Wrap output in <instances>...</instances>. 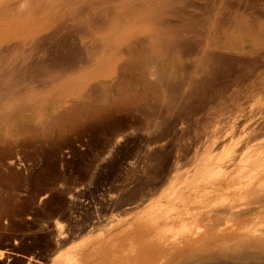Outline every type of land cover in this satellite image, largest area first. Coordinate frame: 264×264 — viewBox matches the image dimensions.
I'll use <instances>...</instances> for the list:
<instances>
[{
  "label": "rangeland",
  "instance_id": "374dc122",
  "mask_svg": "<svg viewBox=\"0 0 264 264\" xmlns=\"http://www.w3.org/2000/svg\"><path fill=\"white\" fill-rule=\"evenodd\" d=\"M25 1L27 0H0V6L3 5V3L12 4L14 2L20 5L19 7L21 9L24 8L25 11L27 8V5L24 3ZM46 1H34V3H36L35 5H32L34 7L41 6L38 8L35 7L36 9H41L43 7L41 11L44 10V8L47 11L50 9V13L52 12L50 16L61 13L66 17L68 15L67 19H65L66 17H61L56 21V24L60 21L61 22L56 25L57 29H55L59 31V29L62 28V30L60 29L62 31L60 34H65L63 35V38L67 39L69 42H77V46L72 42L73 46L79 47L80 45L78 41L81 39L82 35L86 33L87 28H85L84 25L82 26V24H78L77 19H74L73 15L68 14L72 9L70 10L71 7L69 5L66 7V4L63 5L67 0H57V3L54 0V5L52 4L53 6L50 5L53 0ZM100 1L104 2L105 0ZM108 8H110V5ZM181 9L188 10V12L190 11L189 13H194L199 17L197 30L199 33L202 31L204 34H207L208 32L213 33L215 30L218 32L219 30L226 31L228 24L231 22L232 18H235V16L240 18L243 15V21L246 19L247 22H249L250 18L251 21L254 20L253 22H257L256 19L264 22V0H186L185 5L181 6ZM116 10L117 8L114 7L109 11L111 14H116ZM106 11L105 7L102 6L98 9V14H104ZM211 12L217 14L215 21H211L212 18L208 19L213 17L211 16ZM53 16L48 20H39L38 25L40 26L51 22ZM258 17H261V19ZM128 18L129 20L132 19L131 16L126 17V19ZM172 20L173 19H171V22H175ZM209 20L212 22L210 27L206 25ZM202 21L204 22L202 23ZM223 22L225 25H223ZM75 25L76 27H74ZM255 26H257V24ZM64 27L65 31L63 29ZM66 28H68V30ZM261 28L263 27L261 26L259 28L257 26L254 29L259 31ZM130 30L131 29L123 32V35L129 33ZM14 31V29H0V38L5 37L3 35L15 33ZM45 34V37L43 36L44 39L47 36V40L51 42L52 35L48 34V32ZM49 35L51 39L48 38ZM59 37H61V35ZM67 37L70 38L68 39ZM75 37L76 39H74ZM55 39L57 38L54 37L52 42H55ZM18 42L20 41L12 40L7 44L8 46H14ZM246 44L249 46L251 43L247 42ZM6 45L4 44V46L0 47V54L2 53V55H4L8 51L9 55L12 56L13 54L7 50ZM261 52L264 53V49H262L259 54H261ZM257 54L246 53L251 60L245 54L242 56L229 54L228 56H232L231 58L233 59L237 56L235 61H237L238 64H236L235 70L237 71L238 69L239 72L237 71L236 74L239 76L241 73L242 77H245L247 74L249 75L253 68L255 71L257 64H259L257 66L258 70L264 71V54H261L260 56ZM25 55H29V53H26ZM53 55L55 56L56 53ZM100 58L101 62H97L107 65L108 71L111 72L112 65L115 61L106 60L105 53L101 55ZM245 58V63H247V60L251 61L248 62L249 65L244 63L245 66L242 65V69L237 68L238 66L241 67L240 64H243L241 61H244ZM239 59L241 60L240 63ZM180 62V58L175 57L172 64L164 67L163 71L170 72L172 65L176 66ZM258 70L255 72H259ZM236 74H233L234 78L237 76ZM20 76L22 77V75ZM227 77L229 76H226V78ZM180 78L181 75L178 74L176 77H173V80H178ZM224 78L221 80L222 82L226 79ZM230 78L232 79V76H230ZM231 79L227 78L224 81L226 85L231 82ZM37 80H41V78H37ZM221 81H217L218 85H220ZM217 82L215 84V89L219 88ZM61 83V80L55 82L54 88ZM113 83V81H109L104 83L103 86L110 87ZM90 84L99 91L96 93L97 96L99 95V97H97L99 103L106 104L112 100L110 98L111 96L104 93V87H100L98 81H91ZM229 88L230 85L225 89V95L222 97L223 99L225 98L224 101H222V98L217 97L216 102L214 101L208 106L213 108V106L215 107V105L217 106L219 104L215 109L210 108L209 111V108L204 107L198 111L190 112L191 110H189V112H182L185 115H188L187 117L184 114L183 116L182 114L179 115V113L178 115L174 114L175 117L179 116L184 121L179 117H177L179 120L177 118L173 119L174 116L171 114L168 115L166 110H163L162 106L158 107L157 109L160 113L163 110L165 115H168L169 117L167 120L163 119L166 120L163 127L166 128V125H168L165 129L167 131L164 133L167 134L169 132L170 134L168 133V140L166 139V142H162L163 144L166 143L168 146L163 144L152 146L151 144H144L146 142L149 143L150 139L152 140L154 135H156L155 127L153 126V121L155 122L154 119L156 118L159 122L163 121H160L157 115L152 112V109L155 112L157 110L154 108L156 107L154 100L147 101V103L151 101L150 106L152 107H149V103L147 104V107H149L150 110V116L148 115L145 117L143 115V117L139 111L129 114L124 111H117L112 112L111 115L114 113L113 116L107 119L106 122L98 123L97 121H86V119H83L77 127L72 128L68 124L64 127L61 133H52L50 127L51 116L53 115L54 110L58 107L68 106V104L70 105L81 101V98H76L78 92L75 89L74 84L68 86L65 91H62V94H58L57 96L52 94L51 98L40 99L44 104L38 111L36 118H31L28 112H25L21 113L16 119L11 120V125L0 122V137L4 140L6 139L2 145H0V264H150L152 260V264H180L183 262H191V264H264V180L259 178L262 177L261 175L263 172L262 174L258 173L257 175H254L256 172L254 167L256 166L251 167L248 164V168L246 167L244 170L240 169L243 165H246L247 160H256L257 157L253 154L259 155L258 153H255L257 150H259V152L261 150L259 157H264V145H262L264 144V136L258 139L259 143L257 142V144L255 141H252L257 133L255 134V132L246 130L244 127L238 128L237 125L231 128L229 124L235 111L244 108L249 111L250 109L256 111L264 105V93L262 94L264 91V84H258L255 87H252L247 83L244 84V86L240 85V87L235 88V86H233L231 89ZM249 90L253 92L249 93ZM261 90L263 91L261 92ZM46 93L47 92L45 91L43 92L45 97H47ZM240 97L242 98L240 99ZM226 98L230 99L226 100ZM251 99L252 101H250ZM3 106L4 112L11 111L8 109V104H4ZM224 106L225 109L223 108ZM237 107L240 108L237 110ZM159 108L162 109L160 110ZM205 109H208V111ZM201 111L202 117L200 116L201 113H198ZM163 112L162 116L164 115ZM214 112L216 113L214 114ZM43 115H46L47 117L44 121L43 129L47 131L46 134L49 136L44 134L45 132H43V129L41 128V134L32 136V141L28 140L30 138L29 134L25 133V135L22 134L18 136L21 144L16 143L13 140L17 137L16 128L18 126H36L40 123ZM162 116L161 118L164 117ZM137 117H139V119ZM243 118H240L239 121L242 122ZM209 119L211 122H209ZM180 120L185 124L181 121L184 125L177 124V128L183 136L178 132L176 126L175 129H177V131L175 129H169L172 124L178 123ZM191 122L193 123V126H196H190L189 124ZM132 123L134 124L133 126ZM141 123H144V125ZM208 124H210V127L207 126ZM185 126L189 127L186 129ZM128 127L130 128L128 129ZM146 128H148V130ZM183 128L186 134L184 133ZM188 128H190V130ZM236 131L239 132H237V136V133L235 134ZM174 132L177 135H175ZM151 134L153 137H151ZM171 134H173V137ZM253 134L254 136H252ZM185 135H187L186 138L178 139L179 137H185ZM259 135L260 134H257L256 136L258 137ZM174 136L179 137L176 138ZM249 138L253 143L250 142ZM143 139H147L146 142ZM23 140L28 143H23ZM173 140V144L169 142ZM177 140L180 143L183 141L186 143L184 142L180 144L177 143ZM219 143H222V145H217ZM146 147L148 148L146 149ZM248 147L250 151L247 149ZM154 148L156 151H154ZM238 148L241 153H238ZM157 149L158 151H160V149L162 150L161 152H158ZM150 151L153 155L146 159L147 157L145 156L150 155ZM156 152L160 157L155 155ZM234 153H236V156ZM212 155L215 156V159ZM222 156L225 158L219 162L218 158H221ZM233 156L237 159L235 157V159L232 158ZM252 156H254L255 159L251 158ZM210 157H213L212 159L216 161L212 160ZM250 158L251 160H249ZM151 159L153 160L151 161ZM231 159H234L235 161L239 160V164H237L238 162L236 161L235 166L231 168L237 172L233 170V172H230L229 174L221 173L220 175L217 174L219 176L215 175L217 172L216 170L218 169L217 165L223 161ZM244 162L245 164L242 165ZM199 163H201V169L199 167L200 170L198 175L192 177L195 165H198ZM258 169L259 168H257V170ZM142 171L144 173H142ZM210 173H212V175ZM247 175L248 177L251 175L252 178H247ZM243 181H246V183ZM257 184H261V186H257ZM173 187L174 189L171 191L170 188ZM157 188L159 190H157ZM201 188L203 189L201 190ZM229 188L230 190H228ZM145 189H147L148 192H146ZM149 190L151 194L149 193ZM198 190L200 193L197 192ZM162 191L164 195L162 194ZM152 192L154 193L152 194ZM219 192L220 194H218ZM141 193H145L147 197ZM191 197L193 198V202L195 201L194 203L192 202ZM198 197H201L202 201ZM113 198L114 202H112ZM171 198H174V202ZM179 198L183 200H180ZM137 199H140L141 202ZM160 201L162 202L160 203ZM171 201L173 203H171ZM127 203H130V206L135 205L132 206L134 208H138L135 210L133 208L131 211L129 210L127 212L129 209L127 208L129 207V204ZM160 204L163 205V208L159 209V207H161ZM119 207H121V209H119ZM159 214L161 216H159ZM154 223L156 224L154 225ZM214 224H216L217 227ZM136 229H140L141 231H137ZM157 230H162L161 232H164L168 241H171L169 246L172 248V255H166L165 253L160 252L159 254L150 256L147 253H143L145 249V252H149L151 249L156 248L157 245L158 247L161 245L156 241V238L153 237L154 235H150L151 233L154 234ZM61 231L63 233H61ZM60 233L62 236L59 235ZM57 235L60 237H57ZM206 235L208 236L207 238ZM168 236L171 240H169L170 238ZM150 244L152 247L149 246ZM125 247L129 248L125 249ZM141 250L143 251L141 252ZM222 253L224 254L223 256ZM175 260H177V263Z\"/></svg>",
  "mask_w": 264,
  "mask_h": 264
},
{
  "label": "bare ground",
  "instance_id": "6f19581e",
  "mask_svg": "<svg viewBox=\"0 0 264 264\" xmlns=\"http://www.w3.org/2000/svg\"><path fill=\"white\" fill-rule=\"evenodd\" d=\"M34 1H38V0H34ZM34 1L33 0H27L24 2L25 5H27V8L25 7L26 8L25 11H24V8L21 9L19 7L20 5H18L17 3H14V2L12 4L11 3H6V4L3 3V5L0 6V18H1L0 19V29L6 28V29H14L15 30L14 31L15 33H12V34L9 33L8 35H3L5 37L0 38V47L4 46V44L5 45L7 43L9 44L10 41H12V40L13 41H15V40L20 41V42L16 43L14 46H8V44L6 45L7 50H9L13 54L12 56L9 55L8 51L7 52L5 51L6 54H4V55H2V53L0 54V122H2L4 124L9 125L11 123V120L16 119L21 113H25V112H28V114L31 118H33V119L36 118L38 115V111L40 110V108L44 104V102L42 100L40 101V99L51 98L52 94L54 96H57L58 94H62V91H65L66 88L68 86H71L72 84H74V87L78 92L77 93L78 96H76V98H81V101L75 102V103L71 102L73 104H70V105L68 104V106H61V107H58L57 109L54 110L53 115L51 116V127H50L52 133H57V134L61 133L62 130L64 129V127L67 126L68 124L72 128L77 127L80 125V123L83 119H86V121L87 120L97 121L98 123L99 122L100 123L106 122L107 119H109L111 116H113L114 113L112 115H111V113L117 112V111H124L127 114L135 112V111H139L142 116L144 115L146 117L149 115V112H150L149 107H152V106H150L151 101L148 102L149 104L147 103L148 100H154L155 101L156 107L153 106L155 108V110L158 107L162 106L163 110L165 109L168 115L171 114L174 116L173 119L179 117V116L175 117V115L176 114L178 115V113H179V115L182 114V116H183L184 113H182V112H184V111L189 112V110H191L190 112H193V111L201 110L204 107L209 108V111H210L211 107H208V106H210V104H212L214 101L216 102L217 97L222 98L225 95V89L228 87V85H230L229 89H231V87H233V86H235V88H236V87H240V85L244 86V84H247V83H248V85L250 84L252 87H255L258 84L259 85L264 84V71L258 70L257 66L259 64H257V66L255 65L257 68V69L255 68V71L258 70L259 72L256 73L253 70L254 69L253 68L252 71L250 70L252 72V74L250 72L249 75L247 74L245 77H242L241 73L238 76L236 74L238 69H237V71L235 70V66H236V64H238V62L235 60H236V57L238 55L242 56L244 54L246 55V53H250V54H257L258 53L259 54L260 51L262 49H264V22H262L258 19H256L257 22H253L254 20L251 21V18L249 17L250 20H249V22H247L246 19H245L246 21L245 20L243 21V18H244V17H242L243 15L240 18H237L235 16V18H232L231 22L228 24L226 31H220L219 30V32H218L215 30V32H213V33L208 32L207 34H204V33H202V31L199 33V31L197 30L198 29L197 24H199V22H198L199 17H197V15H195L194 13L193 14L189 13L190 11L188 12V10L181 9V6L185 5L186 0H105L104 2H101L100 0H67V2H65L64 4L62 3V4L63 5L66 4L65 7L67 5H69L71 7L70 10L71 9L72 10L68 14L73 15L74 19H77L78 24H82V26L84 25L85 28H87L86 33L83 34L81 39L78 41L80 46L75 47V46H73V43L76 44L77 42H73V41L69 42L67 39L63 38V35H65V34H60V32H62L61 31L62 28L59 27L61 30L60 29H59V31L56 30L57 29L56 25H58L61 22L60 21L58 24H56V21L58 19H60L61 17L64 18L66 16H64V14H62V13L61 14H55L54 16L52 15L53 19L51 22H49V23L44 22L45 24L39 26L38 25L39 20L50 19L52 17V16H50V14L52 12L50 13V9H48V8H47L48 11L45 10V8H44V10L41 11V9H43V7L41 9H36L35 7L38 8L41 6H35L34 7L32 5V4L35 5L36 2L34 3ZM55 1L57 3V0H55ZM52 4L54 5V0L50 5L53 6ZM190 4H191V2H190ZM109 5H110V8H108ZM197 5H199V4H197ZM60 6H61V4H60ZM102 6H104L107 11L104 14H98V9ZM114 7L117 8V10H116L117 12H116V14H111L109 10L113 9ZM212 11H213V8H212ZM197 13H199V12H197ZM220 14H221V12H220ZM216 15L217 14L215 12H213L211 14V16H213V17L208 18V16H207V18L208 19L212 18L214 20L211 19V21H215ZM262 15H261V17H262ZM127 16L128 17L131 16L132 19L131 20H129V18L126 19ZM67 17H68V15H67ZM67 17L65 19H67ZM261 17L260 18L258 17V18L261 19ZM170 18L173 19L172 21H175V22H171ZM203 18H202V20H203ZM262 19H263V17H262ZM68 20H69V18H68ZM65 21H67V20H65ZM211 21L209 20V22L206 23V25H208L210 27L212 24ZM203 22L204 21H202V23ZM243 23H245L246 25ZM64 24H65V22H64ZM66 24H67V22H66ZM78 24H76V25H78ZM256 24L259 28L261 26L263 28L259 29V31H256L254 29L255 27H257V26H255ZM76 25L74 27H76ZM201 25H203V24H201ZM223 25H225V23ZM69 26H70V24H69ZM65 27L63 28L64 31H65ZM66 29L68 30V28H66ZM129 29H131L130 32L125 33L123 35V32H126ZM79 31H80V29H79ZM46 32H48V34L52 35L51 38L53 40H54V37L57 38V39H55L56 41L52 42L53 40L50 38V35L48 38L51 39L50 40L51 42H49L47 40V36L44 39V37H45L44 35H46L45 34ZM49 32H52V33H49ZM60 35H61V37H59ZM74 39H76V37ZM247 42H250L251 44H249V46H248L246 44ZM76 46H77V44H76ZM2 49H4V48H2ZM26 53H29V55H25ZM55 53H56V55L54 56L53 54H55ZM104 53L106 55V60H114L115 61L114 64L112 65L113 73H112V70H111V72L108 71L107 65H103L102 63H100L101 62L100 56L103 55ZM229 54L237 55V56L233 59V58H231L232 56L231 57L228 56ZM261 54H264V53L261 52ZM261 54H259V56ZM246 56L248 57V55H246ZM259 56H255V57H259ZM175 57L180 58L181 62L176 66L172 65V69L170 70V72L163 71L164 67L172 64L173 59ZM238 58H241V57H238ZM246 58L244 59V61H241L239 59V63L241 61V62H243V64L241 63L240 64L241 67L238 66L237 68L242 69V65L245 66L244 63H245ZM250 60L249 61L247 60V63H245V64H248V62H251ZM97 61H100V62H97ZM249 67H251V66H249ZM253 71H254V73H253ZM30 72H32V73H30ZM33 72H35V73H33ZM178 74L181 75V78L178 80H173V77H176ZM233 74L234 75L236 74L237 76L234 78ZM20 75H22V77ZM226 76H229V77H227L228 79H231L230 76H232L231 82L227 85L224 82L227 79ZM37 78H41V80H37ZM223 78L225 80L222 82L221 80H223ZM24 79H26V80H24ZM60 80L62 81V83L54 88V83L58 82ZM91 81H98L100 84V87H102V88L104 87L103 88L104 93L111 96L110 98L112 100L110 99L111 101L106 103V104L99 103V101L97 100V97H99V95L97 96V94H96L99 91H97L93 86H91V84H90ZM109 81L114 82L112 84V86H110V87L109 86H103L104 83L109 82ZM217 81H221L220 85H218ZM216 82H217V86H219V88L216 87L217 89H215ZM24 84H26V85H24ZM106 87H108V88H106ZM44 91L47 92L46 93L47 97H45V95H43ZM262 91L263 90H261V92ZM230 92H231V90H230ZM252 92L249 90V93H252ZM226 93H227V91H226ZM233 93H234V91H233ZM263 93H264V91L262 92V94ZM254 96H255V94H254ZM241 98L242 97H240V99ZM224 99L222 101H224ZM227 99L228 98H226V100ZM89 100H92V101H89ZM250 101H252V99ZM244 102H243V104H244ZM4 104H8V109H10L11 111L4 112L3 111L4 110V106H3ZM147 104L149 105V107H147ZM217 106L215 105V107H217ZM215 107L213 106L214 109H215ZM213 108H211V109H213ZM223 108L225 109V106ZM223 108H222V110H223ZM232 108H234V107H232ZM238 108H240V107H237V110H238ZM159 109L161 110L162 108H159ZM227 109H228V107H227ZM244 109H239L238 111H235V113H233L232 119H230V121H229V124H230L231 128H233L237 125L238 128L244 127L246 130H250L252 132H255V134L256 133L260 134L258 137L256 136L257 134L255 136H254V134L252 135V136H254L252 141L253 142L255 141V143H257L258 139L264 136V105H262L256 111H254L252 109H250V111L247 109H245V110ZM163 110H162V112H163ZM205 110L208 111V109H205ZM152 112H154L157 115V117L160 119V121L163 119L167 120V118H169L168 115L166 116L164 112L163 113L165 116L163 115L164 116L163 117L162 112L160 113V111L158 109L156 110V112L153 111V109H152ZM198 113H201V115L200 114L199 115L202 117V111L198 112ZM215 113L216 112H214V114ZM229 113H230V111H229ZM153 114H152V116L154 117ZM186 114H188V113H186ZM189 114H191V113H189ZM156 115H155V117H156ZM199 115H198V117H199ZM221 115H222V113H221ZM231 115H232V113H231ZM161 116L163 118H161ZM185 116L187 117L188 115H185ZM189 116L192 117L191 115H189ZM203 117H204V115H203ZM46 118H47L46 115H43L41 118V121L39 120L40 123L37 124L36 126H29V125H20L18 127L15 126V127H17L16 128V131H17L16 136L17 137H15L13 140L16 143H20L19 142L20 138L18 136L22 135L24 133L29 134V137H30L28 139L29 141L31 139H33L32 136H34L36 134H38V135L41 134L40 131H42L41 128L42 129L44 128V121ZM137 118L139 119V117H137ZM179 118H181V117H179ZM179 118H177V119L179 120ZM207 118H208V116H207ZM240 118H243L242 122L239 121ZM205 119H206V117H205ZM130 120H127V121H130ZM154 120H155V122L153 121V126L155 127L156 135H154V137H153V135L151 134L152 135L151 137H153V138H152V140L150 139L149 143L146 142L147 139H145V140L143 139L146 142V143H144L145 145L151 144V146H152V145H156V144L157 145L163 144L162 142H166L165 141L166 139L168 140L167 136H169L170 133L168 132L169 134L168 133L165 134L167 131L165 129L167 128L168 125H166V128L163 127L166 120H163L164 122L163 121L159 122V120H157L156 118ZM182 120H180V122H178V123L172 124L169 129L170 130L175 129V126L177 128V124L182 125L184 123L183 122L184 120L183 121ZM138 121H140V120H138ZM150 121H152V120H150ZM192 122L189 124L190 126L193 124ZM209 122H211V120ZM195 124H196V122H195ZM111 125H112V123H111ZM133 125L134 124L132 123V126ZM142 125H144V123ZM209 125L210 124H208L207 126L210 127ZM150 126H152V125H150ZM195 126H193V127H195ZM187 127H189V126H187ZM187 127L185 126L186 129H187ZM66 128H68V127H66ZM129 128L130 127H128V129ZM150 128H152V127H150ZM146 129L148 130V128H146ZM177 129H175V130L177 131ZM188 129L190 130V128H188ZM183 130H184V128H183ZM136 131H137V129H136ZM43 132H45L44 134H46L47 131H45L43 129ZM170 132H172V131H170ZM178 132H179V129H178ZM237 132L238 131H236L235 134ZM52 133H51V135H52ZM155 133H153V134H155ZM184 133H185V130H184ZM238 133L236 134V136L238 135ZM14 134H16V133H14ZM174 134L177 135L175 132H174ZM216 134H217V132H216ZM172 135L173 134H171V136ZM47 136H49V135H47ZM144 136H146V135H144ZM181 136H183V135L181 134ZM186 136L187 135H185V137H179L178 136L179 138L176 136H174V137L181 139V138H186ZM5 140L0 137V145H2V143ZM170 140H172V139H170ZM249 140H250V142H252L250 138H249ZM249 140H248V142H249ZM186 141H187V139H186ZM169 142L172 143V142H174V140L169 141ZM184 142L185 141H183L181 143H184ZM248 142H247V144H248ZM23 143H28V142L23 140ZM31 143H34V142H31ZM177 143H180V142L178 141ZM220 144L222 145V143H219L217 145H220ZM247 144H245V145H247ZM163 145H167V144L165 143ZM215 145H216V143H215ZM227 145H228V143H227ZM254 145H256V144H254ZM262 145H264V144H262ZM186 146H188V145H186ZM247 146H245V147H247ZM249 147L247 149H249ZM147 148L148 147H146V149ZM239 148L237 149V151H238V153H241V152H239V150L242 148H240V149ZM151 149H152V147H151ZM210 149H208V150H210ZM161 150L162 149H160V151H158V149H157L158 152H161ZM213 150H214V148H213ZM154 151H156L155 148H154ZM179 151L181 152V150H179ZM187 151H189V150H187ZM237 151H235V152H237ZM249 151H250V149H249ZM152 152H153V150H152ZM152 152L151 151L149 152L150 155H148V153L146 152L148 155V156H145V157H147L146 159L150 158L153 155ZM260 152H261V150H260ZM260 152H259V150H257L255 153H258L260 155ZM181 153H183V152H181ZM155 155L156 156L158 155L157 152ZM234 155L236 156V153H234ZM238 155H240V154H238ZM253 155L255 157H257L256 160H252V161L247 160L246 165H243V164H245V162L242 163L243 166L240 169L244 170V169H246V167L248 168V165L251 167L256 166V167H254L256 169L255 170L256 172L255 173L253 172L254 175L255 174L257 175L258 173L262 174V172H263V174L261 175L262 177H259V178H262L264 180V157L261 158L257 154H253ZM261 155H262V153H261ZM161 156H162V154H161ZM212 156H214V155H212ZM235 156H233L232 158H234ZM254 156H252L251 158H254ZM183 157H184V155H183ZM208 157H209V155H208ZM224 158L225 157L222 156L221 158H218V161L221 162ZM251 158L249 160H251ZM214 159H215V156H214ZM214 159H212V160H214ZM234 159L223 161L222 163L217 165L218 169L216 170L217 172L215 175H217V174L220 175L221 173L222 174H225V173L229 174L230 172H233L234 169H231V168H233L235 166V163L237 161V160L235 161ZM152 160L153 159H151V161ZM206 160H208V159H206ZM200 161H201V159H200ZM214 161H216V160H214ZM147 164H149V163H147ZM237 164H239V162ZM200 165H201V163H199L198 165H195V169H194V173H193L192 177L198 175V172L201 169ZM202 165H203V162H202ZM199 167H200V169H199ZM203 167H205V166H203ZM257 168H259V169L257 170ZM127 169H128V167H127ZM134 171H135V169H134ZM164 171H166V170H164ZM168 171H170V170H168ZM235 172H237V171H235ZM239 172H241V171H239ZM142 173H144V172L142 171ZM212 173H210V174L212 175ZM232 174H235V173H232ZM139 175H141V174H139ZM219 175H217V176H219ZM248 175H247V178H249V177L252 178L251 175L249 177H248ZM132 178H131V180H132ZM187 179L189 180L188 177H187ZM238 180H239V178H238ZM183 183H185V182H183ZM183 183H182V185H183ZM244 183H246V181ZM212 184H214V183H212ZM258 185L259 184H257V186ZM262 185H263V183H262ZM233 186H234V184H233ZM259 186H261V184ZM186 187H187V185H186ZM226 187H227V185H226ZM231 187H232V185H231ZM203 188H201V190ZM153 189H150V190H153ZM170 189L172 191V189H174V187L170 188ZM150 190H149V193H150ZM157 190H159V189L157 188ZM228 190H230V188ZM145 191L148 192L147 189H145ZM205 191H207V190H205ZM197 192H199V190ZM197 192H195V193H197ZM153 193L154 192H152V194ZM202 193H203V191H202ZM206 193H208V192H206ZM141 194L146 196L145 193L144 194L141 193ZM162 194H163V191H162ZM177 194H175V195H177ZM204 194H205V192H204ZM218 194H220V192ZM221 194H223V193H221ZM179 196H181V195H179ZM201 197L200 198L198 197V198L201 199ZM207 197H208V194H207ZM212 198H214V197H212ZM140 199H142V198H140ZM140 199H137V200H140ZM171 199H172V201L174 200V198H171ZM179 199H175V200H179ZM180 200H183V199H180ZM191 200L193 202V198ZM172 201H171V203L174 202V201L173 202ZM201 201H202V199H201ZM112 202H114V198H113ZM118 202H120V201H118ZM135 202H137V201H135ZM139 202H141V200ZM142 202H143V200H142ZM161 202L162 201H160V203ZM165 202H167V201H165ZM127 204H129V207H127L129 209L128 210L126 209L127 212L129 210L131 211V209L134 208L132 206H135V205L130 206V203H127ZM131 204H133V203H131ZM168 204H169V202H168ZM160 205H161V207H159V209L163 208V205L162 204H160ZM112 206H113V204H112ZM114 206H115V203H114ZM136 208H138V207H136ZM136 208H134V210ZM165 208H166V205H165ZM119 209H121V207H119ZM198 210H200V209H198ZM164 212H166V211H164ZM160 213H162V212H160ZM168 213H170V212H168ZM105 215H107V214H105ZM159 216H161V215L159 214ZM162 216H163V214H162ZM148 223L150 224L149 221H148ZM155 224L156 223H154V225ZM214 225L217 227L216 224H214ZM139 226H141V225H139ZM146 229H147V227H146ZM138 230H140V229H138ZM142 230H144V229H142ZM210 230H211V228H210ZM62 231H61V233H63ZM161 231L157 230L154 234H152V233L150 234V235H154L153 237H155L156 241H158V243L161 245H159V247L157 245L156 248H153L150 251L148 250L149 252H145L146 251V249H145V251L143 252L144 254L147 253L150 256H154V255L159 254L161 252V253H165L166 255L167 254L172 255V253H173L172 248L169 246L170 245L169 243L171 241H168V238L166 237L164 232H161ZM61 233L59 235H61ZM82 233H83V231H82ZM57 237H60V236L57 235ZM77 237H79V236H77ZM207 237L208 236L206 235V238ZM62 238H64V237H62ZM149 239H150V237H149ZM169 240H171V238ZM62 241H64V240H62ZM141 244H142V242H141ZM149 246H151V244ZM146 247H148V246H146ZM127 248H129V247H127ZM127 248L125 247V249H127ZM214 250H215V248H214ZM142 251L143 250H141V252ZM135 253H137V252H135ZM223 255L224 254L222 253V256ZM191 256H192V254H191ZM183 258H185V257H183ZM195 258H193V259H195ZM185 259H184V261H185ZM132 260H133V258H132ZM146 260H148V259H146ZM177 260H179V259H177ZM177 260H175L176 263H177ZM152 262H153V260L151 261L150 264H152ZM131 263H133V262H131ZM180 264H191V262H183Z\"/></svg>",
  "mask_w": 264,
  "mask_h": 264
}]
</instances>
